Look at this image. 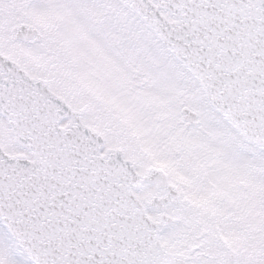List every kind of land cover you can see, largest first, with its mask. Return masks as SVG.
Here are the masks:
<instances>
[{
	"label": "snow or ice",
	"instance_id": "6c2138e0",
	"mask_svg": "<svg viewBox=\"0 0 264 264\" xmlns=\"http://www.w3.org/2000/svg\"><path fill=\"white\" fill-rule=\"evenodd\" d=\"M0 264H264V0H0Z\"/></svg>",
	"mask_w": 264,
	"mask_h": 264
}]
</instances>
